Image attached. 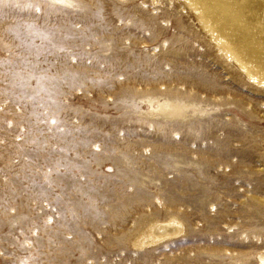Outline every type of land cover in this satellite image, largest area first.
<instances>
[{
    "label": "rangeland",
    "instance_id": "374dc122",
    "mask_svg": "<svg viewBox=\"0 0 264 264\" xmlns=\"http://www.w3.org/2000/svg\"><path fill=\"white\" fill-rule=\"evenodd\" d=\"M70 2L0 0V264H264V82L188 0Z\"/></svg>",
    "mask_w": 264,
    "mask_h": 264
},
{
    "label": "bare ground",
    "instance_id": "6f19581e",
    "mask_svg": "<svg viewBox=\"0 0 264 264\" xmlns=\"http://www.w3.org/2000/svg\"><path fill=\"white\" fill-rule=\"evenodd\" d=\"M188 2L201 12L209 31L213 35V39H216L218 43H221V39H224L227 49L231 53L230 55L237 58L238 63L246 69L249 76L258 77L260 82H264V0H188ZM225 52L221 48L218 53L223 61L230 59V55L226 56ZM178 99L176 98V100ZM164 104L167 106L168 103H160V107L164 106ZM170 106L169 108L173 109V112H181L179 106L174 104ZM177 116L180 117L179 115ZM180 118L182 121V117ZM185 122L192 126L194 124L192 117H189ZM193 135L191 134L192 140L194 139ZM196 135L195 138L197 137ZM210 143L205 146L190 147L191 153L183 154L191 157V159L187 158V160L195 161L198 158L207 160V153L209 154L210 149H212L208 146ZM201 181L205 183V181ZM182 182L184 184V181ZM184 228V220L176 215H171L165 220L153 219L146 222L138 230L132 239V245L138 248H145V246L148 247L147 245L161 241L165 237H172V235L184 232ZM260 259L264 263V256Z\"/></svg>",
    "mask_w": 264,
    "mask_h": 264
},
{
    "label": "snow or ice",
    "instance_id": "6c2138e0",
    "mask_svg": "<svg viewBox=\"0 0 264 264\" xmlns=\"http://www.w3.org/2000/svg\"><path fill=\"white\" fill-rule=\"evenodd\" d=\"M48 3L50 7H55L56 5H63L67 8L74 7V4L70 2V0H48ZM36 10L39 11L38 8ZM68 59H71V56H69ZM53 123H55V121H53Z\"/></svg>",
    "mask_w": 264,
    "mask_h": 264
}]
</instances>
